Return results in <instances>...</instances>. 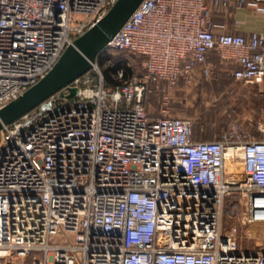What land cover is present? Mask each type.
Returning <instances> with one entry per match:
<instances>
[{
	"label": "built area",
	"instance_id": "built-area-1",
	"mask_svg": "<svg viewBox=\"0 0 264 264\" xmlns=\"http://www.w3.org/2000/svg\"><path fill=\"white\" fill-rule=\"evenodd\" d=\"M114 1L0 0V107ZM231 5L264 14V0H141L103 49L143 55L142 74L117 68L108 90L96 56L95 81L85 72L2 125L0 264H264V226L262 246L244 249L221 222L237 193L241 219L264 223V126L195 138L188 118L145 108L150 81L165 90L197 65L209 73L210 52L233 78L262 81L264 28L222 29ZM33 251L42 258L23 261Z\"/></svg>",
	"mask_w": 264,
	"mask_h": 264
},
{
	"label": "rangeland",
	"instance_id": "rangeland-1",
	"mask_svg": "<svg viewBox=\"0 0 264 264\" xmlns=\"http://www.w3.org/2000/svg\"><path fill=\"white\" fill-rule=\"evenodd\" d=\"M112 58L123 57L117 51L111 52ZM141 59L136 64H130L128 74H142L144 68ZM207 61L216 65L211 72L200 70L187 80L179 77L175 84L161 90L150 81V92L145 99L146 111L151 115H160L165 109L173 115L188 118L192 123L195 138H211L226 130L231 125L239 127L246 135L260 137L264 126V77L259 83H245L232 77L230 63L220 61L215 52L207 55ZM100 68V67H99ZM113 84L105 85L108 90ZM228 168L241 169L239 163L234 164L230 158L226 159ZM241 201L237 193L224 196L222 210V228L229 229L236 226L235 241L237 246L244 249H257L262 246V222L246 223L240 217ZM63 236L51 237L50 242H60ZM40 251H33L25 255L23 261L41 259ZM18 257L11 259L16 263Z\"/></svg>",
	"mask_w": 264,
	"mask_h": 264
},
{
	"label": "water",
	"instance_id": "water-1",
	"mask_svg": "<svg viewBox=\"0 0 264 264\" xmlns=\"http://www.w3.org/2000/svg\"><path fill=\"white\" fill-rule=\"evenodd\" d=\"M141 0H115L94 23L67 44L53 65L33 84L0 107V129L37 105L48 104L47 98L75 77L93 67L96 56L117 32ZM76 86H68L65 97L74 96ZM62 95V92H59Z\"/></svg>",
	"mask_w": 264,
	"mask_h": 264
},
{
	"label": "crops",
	"instance_id": "crops-1",
	"mask_svg": "<svg viewBox=\"0 0 264 264\" xmlns=\"http://www.w3.org/2000/svg\"><path fill=\"white\" fill-rule=\"evenodd\" d=\"M215 21L222 24V29L231 32L247 33L251 30H260L264 28V14L254 13L253 10L248 7L236 8L231 5L226 9V13L216 16ZM206 64L210 68L216 66L209 61H207ZM203 66L204 65H197L194 73L197 74L200 70H203ZM148 115L151 114L148 113Z\"/></svg>",
	"mask_w": 264,
	"mask_h": 264
},
{
	"label": "trees",
	"instance_id": "trees-1",
	"mask_svg": "<svg viewBox=\"0 0 264 264\" xmlns=\"http://www.w3.org/2000/svg\"><path fill=\"white\" fill-rule=\"evenodd\" d=\"M117 51L119 55L123 57H117L112 58L111 52ZM144 56L141 54L133 53L127 49H115V48H109V49H103L101 50L97 55V63L100 67L101 73L103 75V85H109V84H116L117 82H120L121 80L117 79L114 76V73L117 68H123L124 69V75L126 76L131 68L130 64H136V61L138 59H143ZM108 59L109 61H107ZM86 73H89L93 81L97 79V73L95 69L91 68ZM233 77V76H232Z\"/></svg>",
	"mask_w": 264,
	"mask_h": 264
},
{
	"label": "bare ground",
	"instance_id": "bare-ground-1",
	"mask_svg": "<svg viewBox=\"0 0 264 264\" xmlns=\"http://www.w3.org/2000/svg\"><path fill=\"white\" fill-rule=\"evenodd\" d=\"M231 155H232V153H231V151H229V152L227 153V157L230 158Z\"/></svg>",
	"mask_w": 264,
	"mask_h": 264
}]
</instances>
